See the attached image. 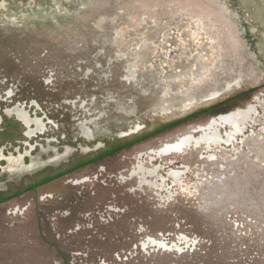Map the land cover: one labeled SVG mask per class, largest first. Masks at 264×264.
Returning <instances> with one entry per match:
<instances>
[{"label":"rangeland","instance_id":"374dc122","mask_svg":"<svg viewBox=\"0 0 264 264\" xmlns=\"http://www.w3.org/2000/svg\"><path fill=\"white\" fill-rule=\"evenodd\" d=\"M249 104L216 158L147 159ZM0 199V264L264 257V0H0Z\"/></svg>","mask_w":264,"mask_h":264},{"label":"bare ground","instance_id":"6f19581e","mask_svg":"<svg viewBox=\"0 0 264 264\" xmlns=\"http://www.w3.org/2000/svg\"><path fill=\"white\" fill-rule=\"evenodd\" d=\"M174 38V37H173ZM147 46V45H146ZM144 46L143 48H140L141 50L136 51V56L138 57L139 61L142 62H146L147 61V56L149 57V55H147V47ZM187 48V45L185 46ZM149 50V49H148ZM190 51V50H188ZM149 54V53H148ZM186 54V53H185ZM136 57V58H137ZM158 57V56H157ZM190 57V58H189ZM193 58L192 55H190V53H187V61L190 63L189 59L191 60ZM150 59V58H149ZM163 59V58H162ZM185 59V58H184ZM183 59V61H184ZM199 65V75L204 71L205 68V63L200 60L199 57H195L194 58ZM161 60V59H160ZM186 60V59H185ZM194 60H192L193 62ZM194 61V62H196ZM191 62V63H192ZM177 63V62H176ZM181 63V62H180ZM143 64V63H142ZM185 64V63H184ZM193 64V63H192ZM191 65V64H190ZM166 66V65H165ZM176 67H180V65L176 66ZM183 67V66H182ZM188 67V66H187ZM186 68V67H185ZM180 69V68H179ZM183 69V68H182ZM180 69V70H182ZM176 70V69H175ZM203 71V72H202ZM182 73H187L186 71ZM196 73V72H195ZM198 73V72H197ZM182 75L181 73L177 74V77H180ZM201 76V75H200ZM197 79H199V77ZM167 77V76H166ZM171 77H175L171 74ZM177 77L175 79H177ZM179 78V79H180ZM236 84H239V82L236 80ZM233 86V85H232ZM231 86L228 87H224L222 88L219 92H216L214 94H212L211 96L207 97L205 99V101L208 100H214L219 98L221 95H223L224 93L227 92L228 89H230ZM263 96V95H262ZM256 99V98H255ZM261 101V100H259ZM263 102V101H262ZM193 103L191 102L188 107L191 108L193 107ZM259 104V103H258ZM261 104V103H260ZM263 106V105H262ZM260 107V106H259ZM256 106L255 105H248V107H246L245 109H238L235 110L229 114L226 115H220L217 117L212 118L205 126H199L197 128H195V130L193 132H189L186 134H183L181 136H178L177 138H175L172 141H168L165 144H162L161 146H159L158 148L152 149V150H148L149 154H147V159L150 160L151 163H153V161L158 158V159H162L164 157H171L173 155H177L180 154L181 152H186L188 150H193L194 148L196 149H202V147L205 146V152L203 153V158H216V149L219 148L220 146H224V145H230L231 142H234L235 139L237 138V136L239 135H243L245 133V131L247 130L248 127H250L251 125H249L250 123L254 124V119H253V115L256 114ZM252 121V122H251ZM253 126V125H252ZM222 128H229L228 131H226L225 133V137L222 136ZM198 133V134H197ZM234 140V141H233ZM233 144V143H232ZM146 153V152H145ZM141 154V152H140ZM205 154V156H204ZM143 155H140V157H142ZM145 156V155H144ZM138 157V160H140ZM145 158V157H144ZM146 159V160H147ZM148 162V160H147ZM149 162V163H150ZM144 163V162H143ZM143 163H139L138 166V170L135 172L136 173H140L141 174V178L143 180V183L146 184L148 181V178H155V177H160L159 175V171L163 169L162 165H152V169L144 167ZM148 163V164H149ZM150 163V165H151ZM158 163V162H157ZM146 164V163H145ZM149 165V166H150ZM187 169V168H186ZM183 171V170H182ZM165 173V172H164ZM184 173H181L179 171H171L169 173V178H172V182L174 186H176L175 183H181V179L183 178ZM136 175V174H135ZM128 177V176H127ZM182 177V178H181ZM174 179V180H173ZM156 180V179H155ZM167 178L164 179L162 178L161 182L164 184L166 182ZM142 182V181H141ZM150 183V182H149ZM152 184V183H151ZM166 184V183H165ZM184 184V183H183ZM156 186H159V184L155 183ZM163 186V185H162ZM185 187V186H184ZM160 188V187H158ZM169 188V187H168ZM153 189V188H152ZM157 191V190H156ZM185 191V190H184ZM183 191V192H184ZM152 192V191H151ZM188 192V191H187ZM174 196V195H173ZM154 243H156L157 245H163L167 250L168 247L166 244H163V242H158L153 240ZM148 249V248H147Z\"/></svg>","mask_w":264,"mask_h":264},{"label":"built area","instance_id":"2783aa9c","mask_svg":"<svg viewBox=\"0 0 264 264\" xmlns=\"http://www.w3.org/2000/svg\"><path fill=\"white\" fill-rule=\"evenodd\" d=\"M230 264H264V257H235Z\"/></svg>","mask_w":264,"mask_h":264},{"label":"trees","instance_id":"16d2710c","mask_svg":"<svg viewBox=\"0 0 264 264\" xmlns=\"http://www.w3.org/2000/svg\"><path fill=\"white\" fill-rule=\"evenodd\" d=\"M0 201H1V199H0Z\"/></svg>","mask_w":264,"mask_h":264}]
</instances>
